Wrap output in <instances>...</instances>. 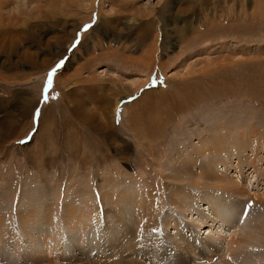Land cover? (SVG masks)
<instances>
[{"label":"rangeland","instance_id":"obj_1","mask_svg":"<svg viewBox=\"0 0 264 264\" xmlns=\"http://www.w3.org/2000/svg\"><path fill=\"white\" fill-rule=\"evenodd\" d=\"M260 137L264 0H0V264H264Z\"/></svg>","mask_w":264,"mask_h":264},{"label":"bare ground","instance_id":"obj_2","mask_svg":"<svg viewBox=\"0 0 264 264\" xmlns=\"http://www.w3.org/2000/svg\"><path fill=\"white\" fill-rule=\"evenodd\" d=\"M229 124V123H228ZM230 128H231V126H230ZM250 128V127H249ZM252 129V128H251ZM254 129V128H253ZM230 130V132L232 131V129H229ZM233 132V134L236 136V138H238V135H237V132H238V130H234V131H232ZM258 131H253V133H257ZM252 133V134H253ZM228 136H230V134H226V135H224V136H222L221 138H220V141H215V144L214 145H212L210 142H200V145H201V147H197V148H195V147H193L192 148V153H193V156H192V158H190V159H187L186 160V163H188V166H187V168H189L191 165L193 166V165H195L196 166V168H197V172H196V174H195V177H194V180H191L190 182V185H192V186H203V178H207V179H210V180H214L215 182H221V181H223L222 183H220L219 184V186L217 187V189H219V190H221V191H225L226 193L227 192H229V193H231V195H232V197H236V198H240V200H243L244 199V197H249V189H250V182L251 181H249V179H248V185H246L245 183H242L241 184V182L240 181H234V182H232V180L231 181H229L230 182V184H226L225 182V179L227 178V175H226V171H225V169L223 170V173H219V175L218 176H214L213 175V177H214V179H213V177H212V173H211V170L212 169H207V165L208 164H210V161H211V159L210 158H212V152H217V151H223L222 150V147H223V145H221L222 143H220L221 142V139H225L226 137H228ZM264 137H260L258 140H262ZM238 141H240V140H238ZM200 156H206V157H208V159H206V163H202L201 162V160H200ZM204 158V157H203ZM203 160V159H202ZM199 162V163H198ZM212 162V161H211ZM249 164V163H248ZM258 164V163H257ZM250 167L252 166V170H253V172L255 173V175L256 176H259V174H263L264 173V168L263 169H260L259 167H257L256 165H255V162L254 161H252V162H250ZM223 168H227V164H224V166H223ZM215 174V173H214ZM261 174V175H262ZM221 175H223V176H221ZM260 175V176H261ZM255 176V177H256ZM263 177H264V174H263ZM254 181H257L256 180V178H254ZM253 181V182H254ZM213 183V182H212ZM252 189V188H251ZM255 193V192H254ZM253 194V193H252ZM243 198V199H242ZM250 200V199H249ZM85 203V202H84ZM251 203H252V205H254V206H260V205H264V196L263 195H261V194H258V195H253V196H251ZM73 204V203H72ZM86 204V203H85ZM251 205V204H250ZM77 206V205H76ZM191 206H192V204H191ZM253 206V207H254ZM66 207V206H65ZM68 207V206H67ZM66 207V208H67ZM75 207V206H74ZM190 207V206H189ZM261 207H263V206H261ZM70 208V207H69ZM95 208H96V206H95ZM97 209V208H96ZM238 209V208H237ZM255 208H253V210H254ZM83 212H85V211H83ZM254 212H255V210H254ZM240 213V212H239ZM258 213V212H257ZM69 214V213H68ZM231 214V215H230ZM230 214L227 216V215H223L222 217H223V221H226L229 217H237V215H236V213L234 212V211H231L230 212ZM257 215V214H256ZM71 217H73V216H71ZM85 217V216H84ZM86 218V217H85ZM255 218V217H254ZM209 219V218H208ZM256 219H257V216H256ZM230 220V219H229ZM233 221V220H232ZM258 221V220H257ZM261 221V220H260ZM260 221L258 222L259 224H255V225H253L252 226V229L254 228V229H262L263 228V224H261L260 223ZM73 222V221H72ZM234 222V221H233ZM255 222V221H254ZM79 223V226H81V228H82V230H84V229H86L88 226L84 223V224H82L81 222H78ZM228 223H232L231 221H228ZM235 223V222H234ZM69 224H71V225H73L74 223H69ZM244 226V225H243ZM242 226V227H243ZM146 228V227H145ZM241 228V227H240ZM246 228H247V226H246ZM246 228H244V229H246ZM134 229V228H133ZM247 229H250V228H247ZM139 232V231H138ZM130 233H133V232H130ZM140 233V232H139ZM245 234L243 235V236H240V237H242V239L241 240H235L234 242H237V244H238V246H240V247H244V249H241L240 251L241 252H239V254H241V253H244V254H241V255H244V256H246L247 258H252V259H255V260H257V261H259V260H261L262 261V259H264V249L263 248H261V247H256L255 245H252L251 243H253L254 241L252 240V239H250L246 234H248L247 232H244ZM234 235H236V234H234ZM238 239V238H237ZM263 240H264V238H263ZM107 241V240H106ZM108 241H110V239H108ZM207 244V243H206ZM232 244V243H231ZM236 244V245H237ZM256 244V243H255ZM209 244H207V246H208ZM246 245H247V247H248V245H251L252 247V249H251V251H250V249L248 250V248H246ZM256 245H258V244H256ZM200 246H199V243H197V245H195V248H196V250H197V248H199ZM120 249H114V252H112V253H110V254H108V252H106V249H105V247L103 248V251H102V254H104L105 256H108V255H117V253H120V252H123V249H124V247L121 245L120 247H119ZM179 248H181L182 250H183V252H184V255L185 254H187L188 253V251L190 250L191 251V249H193V248H190V249H188V247H181V246H179ZM230 249V248H229ZM261 249H263V250H261ZM122 250V251H121ZM212 250V249H211ZM231 250V249H230ZM198 254H201V251L200 250H198ZM229 252H231V253H233L234 252V255H235V250H231V251H229ZM197 253V252H196ZM101 254V256H103ZM254 254V255H253ZM230 255V254H229ZM232 255V254H231ZM188 256V255H187ZM239 256V255H238ZM239 258V257H238ZM246 258V259H247ZM256 261V262H257ZM183 262V261H182ZM228 262V261H227ZM252 264V262H248V263H246V261H244L243 259H242V261H241V264ZM131 264V263H130ZM142 264V263H141ZM188 264V263H187ZM205 264H209V263H205ZM225 264V263H224ZM257 264V263H256Z\"/></svg>","mask_w":264,"mask_h":264},{"label":"snow or ice","instance_id":"obj_3","mask_svg":"<svg viewBox=\"0 0 264 264\" xmlns=\"http://www.w3.org/2000/svg\"><path fill=\"white\" fill-rule=\"evenodd\" d=\"M55 71V69H53V72ZM51 83V77L49 78V84Z\"/></svg>","mask_w":264,"mask_h":264}]
</instances>
